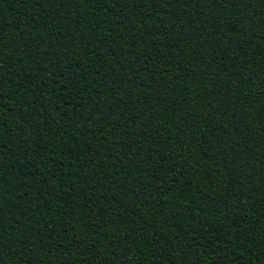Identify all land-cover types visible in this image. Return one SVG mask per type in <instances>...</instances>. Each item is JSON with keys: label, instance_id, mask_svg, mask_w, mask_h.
I'll return each instance as SVG.
<instances>
[{"label": "trees", "instance_id": "obj_1", "mask_svg": "<svg viewBox=\"0 0 264 264\" xmlns=\"http://www.w3.org/2000/svg\"><path fill=\"white\" fill-rule=\"evenodd\" d=\"M0 264H264V0H0Z\"/></svg>", "mask_w": 264, "mask_h": 264}]
</instances>
